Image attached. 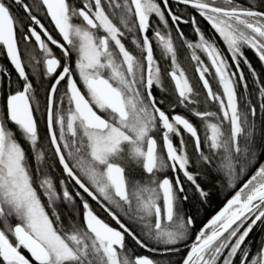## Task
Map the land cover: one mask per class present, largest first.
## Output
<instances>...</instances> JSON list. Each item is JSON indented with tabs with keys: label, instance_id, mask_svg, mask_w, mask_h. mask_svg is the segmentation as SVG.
Wrapping results in <instances>:
<instances>
[{
	"label": "snow or ice",
	"instance_id": "1",
	"mask_svg": "<svg viewBox=\"0 0 264 264\" xmlns=\"http://www.w3.org/2000/svg\"><path fill=\"white\" fill-rule=\"evenodd\" d=\"M0 60V264H264V0H0Z\"/></svg>",
	"mask_w": 264,
	"mask_h": 264
},
{
	"label": "flooded vegetation",
	"instance_id": "2",
	"mask_svg": "<svg viewBox=\"0 0 264 264\" xmlns=\"http://www.w3.org/2000/svg\"><path fill=\"white\" fill-rule=\"evenodd\" d=\"M187 55H190V54L187 53V52H183L180 55V59H181V63L188 68L189 76L192 77L193 74H192L191 67L188 64V61L186 59H184V57L187 56ZM247 55H248L249 59L252 61L253 65L257 68V71H259L260 70V66L257 64V58L254 56V54L250 50L247 52ZM0 62H2V60H0ZM228 198H230V197H228ZM224 203H226V199L224 201H221L218 205H216V206H214L212 208L210 207L209 209L206 208V210H202L200 219L198 220V225L200 224V221L204 220V218L206 216L210 218L211 215H214L217 211H219L220 208L223 207ZM255 240L257 242L259 241V236L258 235L255 237Z\"/></svg>",
	"mask_w": 264,
	"mask_h": 264
},
{
	"label": "trees",
	"instance_id": "3",
	"mask_svg": "<svg viewBox=\"0 0 264 264\" xmlns=\"http://www.w3.org/2000/svg\"><path fill=\"white\" fill-rule=\"evenodd\" d=\"M228 197H230V196H228V195H227L226 193H224V192H220V193H218V194L214 197L213 201L211 202V205L208 206L207 208L209 209L210 207L212 208V207L218 205L221 201H224V200L227 199Z\"/></svg>",
	"mask_w": 264,
	"mask_h": 264
}]
</instances>
